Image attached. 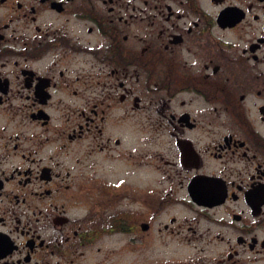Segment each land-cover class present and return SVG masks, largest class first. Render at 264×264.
<instances>
[{"label":"flooded vegetation","instance_id":"obj_1","mask_svg":"<svg viewBox=\"0 0 264 264\" xmlns=\"http://www.w3.org/2000/svg\"><path fill=\"white\" fill-rule=\"evenodd\" d=\"M0 264H264V0H0Z\"/></svg>","mask_w":264,"mask_h":264}]
</instances>
